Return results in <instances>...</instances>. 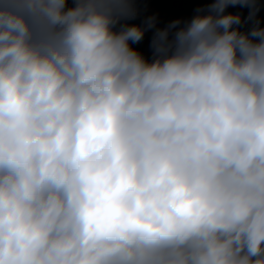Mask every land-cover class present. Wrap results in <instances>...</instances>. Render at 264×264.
I'll return each mask as SVG.
<instances>
[{
    "label": "clouds",
    "instance_id": "9594fccd",
    "mask_svg": "<svg viewBox=\"0 0 264 264\" xmlns=\"http://www.w3.org/2000/svg\"><path fill=\"white\" fill-rule=\"evenodd\" d=\"M147 2L0 0V264H264V0Z\"/></svg>",
    "mask_w": 264,
    "mask_h": 264
},
{
    "label": "trees",
    "instance_id": "16d2710c",
    "mask_svg": "<svg viewBox=\"0 0 264 264\" xmlns=\"http://www.w3.org/2000/svg\"><path fill=\"white\" fill-rule=\"evenodd\" d=\"M201 6L197 0H148L142 4V8L148 9L149 13H158L162 23H166L175 18H187L193 15L194 9ZM264 17V9L260 13ZM151 34L145 37L144 41L136 45L145 54L150 55L149 41Z\"/></svg>",
    "mask_w": 264,
    "mask_h": 264
}]
</instances>
